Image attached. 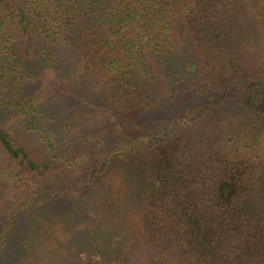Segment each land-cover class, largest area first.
<instances>
[{"label": "trees", "instance_id": "obj_1", "mask_svg": "<svg viewBox=\"0 0 264 264\" xmlns=\"http://www.w3.org/2000/svg\"><path fill=\"white\" fill-rule=\"evenodd\" d=\"M0 264H264V0H0Z\"/></svg>", "mask_w": 264, "mask_h": 264}, {"label": "rangeland", "instance_id": "obj_2", "mask_svg": "<svg viewBox=\"0 0 264 264\" xmlns=\"http://www.w3.org/2000/svg\"><path fill=\"white\" fill-rule=\"evenodd\" d=\"M160 114H161L160 112H158V113L157 112L152 113V115L143 114V115L140 116V118H141V120L146 121L148 119H152L153 118V115L154 116H157V115H160ZM166 114L170 116V115H172V111H167Z\"/></svg>", "mask_w": 264, "mask_h": 264}]
</instances>
